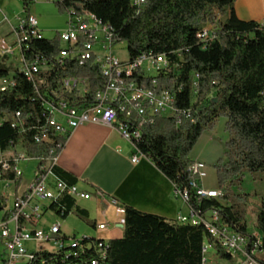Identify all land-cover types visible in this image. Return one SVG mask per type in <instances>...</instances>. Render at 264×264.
I'll list each match as a JSON object with an SVG mask.
<instances>
[{
	"label": "trees",
	"instance_id": "trees-1",
	"mask_svg": "<svg viewBox=\"0 0 264 264\" xmlns=\"http://www.w3.org/2000/svg\"><path fill=\"white\" fill-rule=\"evenodd\" d=\"M234 1L146 0L136 6L132 0H64L55 4L62 13L71 7L81 10L82 4L85 12L113 28L115 44L127 43L131 59L151 50L168 54L181 64L179 74L173 71L148 77L144 82L153 86L156 79L159 89L174 93L175 109L187 113L182 115L180 124L175 112L157 115L145 126L138 148L178 190L189 189L191 210L205 215L217 209L223 222L250 235L242 210L230 205L229 200L231 188L236 182L241 184L246 172L264 171V24L239 19ZM31 4L23 0L26 14H30ZM207 23L217 25L218 34L203 49L197 32ZM61 46L59 38L44 39L33 42L29 53H39L50 60ZM195 74L199 75L196 94ZM10 76L15 86L0 91V119L7 117L0 126L1 148L6 150L11 144L21 145L29 154L43 159L52 157L54 147L56 154L61 153L68 138H58L56 145L35 142L38 127L45 124L40 117L46 114L36 84L45 91L51 85L59 86L63 77L85 78L88 83L86 97L75 96L69 91L64 95L77 103H86L94 101L97 91L104 88L106 82L91 61L83 65L70 61L65 67L55 66L40 72L34 81L21 69L0 63V79ZM17 111L27 117L29 130L24 133L11 125ZM221 117L226 118L225 130L230 135L224 144V156L216 165L223 195L198 198L189 187L195 177L189 172L190 154L202 136L216 128ZM54 171L67 183H77L76 177L58 166ZM9 178L14 179V176ZM239 198L243 200L242 196ZM51 208L59 214L64 212L65 217L75 211L80 218L90 222L87 212L69 196L53 203ZM255 226L263 233L261 249L264 250V201ZM86 241L97 242V239L89 237ZM207 242L211 248H216L221 259H235L204 224L181 223L126 206L123 237L109 241L104 259L92 247H84L81 252V245H66V251L49 252L45 247L40 248L37 260L51 264H203V245ZM93 260L98 263H92ZM24 264H34V260H26Z\"/></svg>",
	"mask_w": 264,
	"mask_h": 264
},
{
	"label": "built area",
	"instance_id": "built-area-1",
	"mask_svg": "<svg viewBox=\"0 0 264 264\" xmlns=\"http://www.w3.org/2000/svg\"><path fill=\"white\" fill-rule=\"evenodd\" d=\"M38 1L42 0H28L29 3ZM145 2L146 0H132L136 6H141ZM81 7V10L71 7L65 12L68 15L67 27L57 31L52 38L45 36L44 31L38 26L37 17L32 14L25 13L24 17H18L14 23L0 7V15L3 17L0 22L7 24L9 29L7 35L0 34V56L16 63L18 65L16 69H25L29 74H36V79L40 72L51 70L55 66L65 67L70 61H77L81 65L91 61L97 65L106 82L104 88L97 91L93 102L77 103L64 95L69 91L75 96L86 97L88 83L85 78L63 77L59 86L51 85L45 91H41L36 84L38 98L42 104L47 105V115L40 117L45 124L38 127L34 140L37 143L56 145L58 138H68L72 131L82 125L106 124L117 129L132 145L135 152L132 161L137 162L141 156H146L138 148V143L144 136L147 124L152 123L159 114L170 115L174 112L177 123L180 124L182 115L187 113L186 110L175 109L174 93L167 89H159L156 79L153 86H147L144 80L173 71L179 74L181 64L168 54H158L151 50L140 53L134 59L129 55L128 58L121 59L115 53L113 28L105 27L104 23L94 22L92 17H87L82 4ZM215 34H218V26L213 23H207L197 32L203 49L215 40ZM53 38H59L62 43L53 59L47 60L39 53L32 55L29 53L33 42ZM128 75H135V83H128ZM198 79L199 75L195 74L193 77L195 94ZM13 86H15L13 77L0 79V91H6ZM29 118L30 116L28 120ZM6 120L7 117L1 118L0 126ZM11 125L19 133L29 130L27 117H23L21 111L13 115ZM51 152L53 153L51 158L43 159L29 154L21 145L11 144L6 150L0 145V181L17 183L24 173L20 163L37 162L34 176L27 189L14 197L12 208L7 210L0 222V244L3 247L0 264H24L26 260H34V264H51L49 261L37 260L38 249L48 247L50 250L66 251V245H81V252L84 247H92L102 259L106 257L109 241L96 238L97 242H91L86 241L88 236L63 235L59 222L51 224L47 229L40 226L47 211L53 210L52 204L65 196L75 201L91 197V194L80 188L77 183L69 184L56 175L54 169L60 153L56 154L55 147ZM206 158H208L206 155L204 157L201 154L195 157L191 152L189 172L195 177L190 181L189 187L198 198H219L223 195L220 186L210 189L202 185ZM10 175H13L14 179L9 178ZM178 191L188 202L189 189ZM5 198L7 199V196L3 195V199ZM111 204L116 208L117 215L122 218L120 223L125 224V208L119 206L116 198L111 199ZM55 213L65 217L64 212ZM178 221L192 225L210 224L212 232L221 235V242L229 245L231 252L235 254V262L225 260V264H264L262 239L252 235L255 238L253 240L250 235L239 232L223 222L219 210L214 209L205 215L191 210L189 215L180 216ZM108 226L109 223L103 222L99 223L97 228L104 230ZM27 242H32L35 246L29 247ZM203 253V264H210L205 244ZM92 263H98V260H93Z\"/></svg>",
	"mask_w": 264,
	"mask_h": 264
},
{
	"label": "crops",
	"instance_id": "crops-1",
	"mask_svg": "<svg viewBox=\"0 0 264 264\" xmlns=\"http://www.w3.org/2000/svg\"><path fill=\"white\" fill-rule=\"evenodd\" d=\"M1 8L5 12L4 8ZM234 9L238 18L243 21L264 22V0H235ZM205 135L208 136L202 137L200 143L212 142L215 139L208 133ZM134 155L132 145L117 129L109 125L88 123L72 131L59 154L57 166L76 177L78 186L91 194L89 199L76 201L78 207L87 212L90 222L74 216L75 211L66 217H60L53 210H48L40 226L47 229L51 224L59 222L62 234L66 236H88L105 241L120 239L124 234V224L120 223L122 218L117 215L116 208L111 204L112 198H116L119 206L124 208L130 206L173 221H178L180 216L189 215L191 208L174 182L147 156H141L139 161L133 162ZM26 163L27 168L31 167V174L26 176V171L23 170V176L17 183L0 181L4 186L2 195L7 196L9 188H12L14 197L27 189L37 162ZM204 173L202 185L210 189L219 188L217 174L213 175L212 170L206 167ZM0 198L1 222L13 205L9 204L8 196L7 199ZM48 214L53 215V218H48ZM103 222L109 223V226L104 230L98 229L97 225ZM248 233L261 239L263 237V233L256 226L253 231L248 227ZM32 245L34 246V243L27 242V246ZM207 259L210 264H222V261L225 263L214 246L210 249Z\"/></svg>",
	"mask_w": 264,
	"mask_h": 264
},
{
	"label": "rangeland",
	"instance_id": "rangeland-1",
	"mask_svg": "<svg viewBox=\"0 0 264 264\" xmlns=\"http://www.w3.org/2000/svg\"><path fill=\"white\" fill-rule=\"evenodd\" d=\"M0 6L4 8L8 18L14 23L17 21L18 17H24L26 15L25 13H27L23 9V1L21 0H0ZM29 13L37 17L39 22V28L44 31L45 36L48 38L54 37L57 31H62L67 27L68 15L60 12L56 4L52 1L42 0L32 3L30 6ZM2 20L3 17L0 15V21ZM8 30L9 29L7 24L0 22V34L7 35L4 32H8ZM114 49L115 53L121 59L128 58V48L126 42L114 44ZM11 61V59L3 58L0 56L1 64L9 68L12 67V69H16L18 65L16 63H12ZM225 122L226 118L221 117L216 128L213 131L208 132L209 135L215 137L212 142H199L192 151V154L195 157L198 156V154L204 155V157L206 155L208 157L206 158L207 165L204 164V166L206 168L211 169L214 173L213 175H215V173L217 174L216 165L223 158L224 144L225 141L228 140L230 137L228 132L225 130ZM206 136L208 135L204 134L202 137L204 138ZM33 164L34 163H32V165ZM20 167L22 170L26 171V176H29V174H31V167L27 168L26 162H21ZM3 187L4 186L0 184V197H3ZM7 196L9 204L12 206L14 201L12 188L7 189ZM239 196H242L243 200H241ZM263 201L264 171H259L255 173L246 172L241 184L239 185L238 182H236L231 188V197L229 203L230 205H236L237 208L242 210L246 218L245 221L251 231H253L255 228V216H257V213L260 211ZM73 215L76 217L78 216L76 212H74ZM50 216H52L53 218V215L48 214V218ZM77 235L80 236L79 234ZM41 248L43 249V247ZM45 248L49 252L54 251L50 250V248L48 247ZM38 251H40V248L38 249ZM2 252L3 247L0 244V262L2 261ZM223 263L224 261H222V264Z\"/></svg>",
	"mask_w": 264,
	"mask_h": 264
},
{
	"label": "bare ground",
	"instance_id": "bare-ground-1",
	"mask_svg": "<svg viewBox=\"0 0 264 264\" xmlns=\"http://www.w3.org/2000/svg\"><path fill=\"white\" fill-rule=\"evenodd\" d=\"M86 13V15H87V17H92L93 18V20H94V22H96V23H103V21L102 20H99V19H97L95 16H93V15H91L90 13H87V12H85ZM105 24V23H104ZM105 27H109L107 24H105ZM24 73H25V75L30 79V80H32V81H34V78H35V76H36V74H29V71H25V69H21ZM135 75H128V83H135ZM43 106L45 107V112H46V114L45 115H47V105H44L43 104ZM204 225H206V227H207V229H208V231H209V233L214 237V238H216V239H218L219 241H220V243L223 245V247H225V248H227L230 252H231V250H230V246L229 245H226L225 243H223V242H221V235H219V234H216L215 232H212V230L210 229V224H204ZM205 249H206V251H210V249H211V245L207 242V243H205ZM232 254H233V252H231ZM234 255V258H235V254H233ZM228 262H235V259H233V260H231V261H229V260H227Z\"/></svg>",
	"mask_w": 264,
	"mask_h": 264
},
{
	"label": "water",
	"instance_id": "water-1",
	"mask_svg": "<svg viewBox=\"0 0 264 264\" xmlns=\"http://www.w3.org/2000/svg\"><path fill=\"white\" fill-rule=\"evenodd\" d=\"M124 226V225H123Z\"/></svg>",
	"mask_w": 264,
	"mask_h": 264
}]
</instances>
